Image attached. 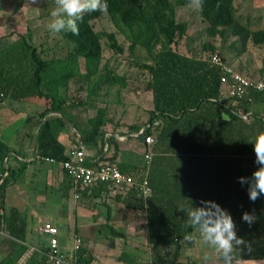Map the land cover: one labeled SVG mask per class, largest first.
<instances>
[{"label": "trees", "instance_id": "16d2710c", "mask_svg": "<svg viewBox=\"0 0 264 264\" xmlns=\"http://www.w3.org/2000/svg\"><path fill=\"white\" fill-rule=\"evenodd\" d=\"M233 2L200 0L198 10L201 21L206 24V35L221 39L237 38L240 42L238 53L245 49L248 42L255 46L264 45V27L251 29L249 23L241 21L242 16L237 14L238 9ZM106 3V13H85L83 20L77 22L79 35L60 32L68 47L66 56L62 58L50 57L47 50H39L29 28L0 48V102L6 99L45 100L47 107L38 114L36 121L39 126L37 156L56 162L68 161L70 157L56 138L53 120H43L50 113L58 114L56 121L61 126L71 124L76 129L64 113L76 104L68 103L61 91L66 90L72 80L83 79L88 83L89 96L92 97L104 89L125 87L129 77L119 75L108 65V61L102 63V37H105L109 51L115 54L124 51L115 33L94 30L92 22L106 14L128 43L129 52L140 49L147 57L146 62L134 65L142 70V74L149 76L143 90L151 95V108L147 111V119L143 123L146 128L141 138L145 143L146 136L154 137L153 156L150 161L146 160L145 154L150 153L146 150L142 167L119 170L136 184L146 180L151 194L143 198L138 187L130 186L118 189L113 195L115 201L140 213L147 221L150 260L144 264H181L182 242L195 237L196 232H204L203 225L193 223L190 216L191 211L204 206L202 200L214 201L229 214L235 223L237 238L243 240L241 244L234 240L233 251L229 254L231 264H245L247 261L260 264L255 262L264 261V194L258 196L255 202L251 201L250 183L242 185L239 178H250L259 167L254 162L255 154L249 141L264 132L261 117L264 113V93L250 94V101L249 97L223 98L220 93L222 69L211 62V56L216 55L227 64L219 51L210 43L202 47L206 58L178 51L179 41L186 35L188 25L177 21L176 8L192 4V0H106ZM13 9L18 10L16 4ZM263 76L264 73L258 78ZM242 115H248L247 119H243ZM113 122L106 107L98 108L96 115L88 119L84 131L76 129L82 145L90 148L98 142L105 143L106 127ZM155 122L158 126L153 127ZM108 139L106 137V142ZM12 152L7 142L0 138V171L5 175L0 182V229L11 238L23 241L26 221L19 217L16 208L8 207L5 202L7 188L16 183L25 168L23 165L14 169L4 167L5 159ZM217 154L224 159L217 165L216 173L224 175V178L227 176V179L221 189L215 188L210 194L204 190L200 196L190 195L181 202V190L177 188L180 184H170V181L162 184L159 175H155L156 164L162 166L158 169L161 173L171 170L185 172L187 165L196 164L208 166L204 175L209 177L214 172L211 159ZM205 157L210 160L208 165L204 163ZM97 164L89 165L94 167ZM107 188V185L99 184L94 188L77 190L81 193V200L88 201L91 195L99 197L100 192ZM245 213L253 218L251 224L242 219ZM83 254L84 251H78L77 261L89 263ZM215 257L225 264L226 257L222 251L218 250ZM16 258V255L10 254L0 264H12ZM187 264L202 263L194 260Z\"/></svg>", "mask_w": 264, "mask_h": 264}, {"label": "rangeland", "instance_id": "374dc122", "mask_svg": "<svg viewBox=\"0 0 264 264\" xmlns=\"http://www.w3.org/2000/svg\"><path fill=\"white\" fill-rule=\"evenodd\" d=\"M18 7L15 11L13 7ZM233 6L238 9L237 14L242 16L241 21L249 23L251 29H261L264 27V0H234ZM56 7L54 0H37V3H28V0H0V35L5 36V40L0 41V47L7 44L14 39L18 33H25L29 28L33 32V41L38 49H45L48 56L64 57L67 54L66 43L62 40L60 33H53L47 29V24L52 22L54 18L50 16L51 11ZM244 17V18H243ZM176 19L179 22H185L188 25L186 35L179 41L178 51L182 54L194 55L200 58H206V52L202 51L203 44L210 43L216 48V51L223 56L227 64L243 76H248L249 79H257L260 76L258 72L262 67L264 69V45L255 46L248 42L245 49L240 50V42L235 37H228L221 39L219 37H208L205 33L206 24L201 21L199 10L193 4L181 6L176 8ZM94 30L98 33H115L118 42L123 47L122 54H115L108 50L107 41L105 37L101 39L103 48V61H108V65L119 75L129 76L126 85L123 88L119 86L111 87L109 90L98 92L96 96H89L88 83L83 79H74L69 83L66 90H62V94L68 103H75L76 105L71 109H66L71 114L65 118L71 121L76 129L81 131L82 127L87 126L88 119L96 115L98 108L106 107L108 117H113V121L135 122L137 125L142 124L147 119L148 110L151 108V95L145 92L144 85L149 76L142 74V70L134 65L138 62H146L147 57L140 49H136L134 53L128 50V43L124 37L119 33L115 24L110 18L104 14L98 20L92 22ZM11 32V35L9 33ZM8 34V35H7ZM10 36V37H9ZM10 39V41H9ZM43 47H40L39 45ZM254 77V78H253ZM107 92V93H106ZM119 92V93H118ZM107 94V95H106ZM47 105L45 100L34 99L29 102H16L11 99H6L0 102V136L2 134L10 133V138L7 143L12 147L17 148L21 145L25 147L29 142L28 139L21 142V137L26 132L25 127L28 119H31V112H42ZM250 108H254L253 106ZM21 112V111H25ZM28 111V112H27ZM39 112V113H40ZM74 114V115H72ZM264 122V113L261 115ZM31 121L35 122L38 117H33ZM139 120V121H138ZM64 128L59 129V139L66 144L71 141L68 138L71 124H66ZM72 137V135H71ZM4 138V137H3ZM9 140V141H8ZM6 142V141H5ZM224 158L217 154L213 156L212 169L214 172L209 177H205V169L208 166L192 165L186 166L183 181L180 186L181 202L186 197L192 195H201L204 190L207 193L214 192L215 188L221 189L226 183L227 176L217 175V165L222 162ZM208 157L204 158V163L208 165ZM207 162V163H206ZM224 174V173H223ZM26 174H24L25 176ZM217 175V176H216ZM20 178V177H19ZM18 178L17 181L20 179ZM71 205V209L64 214L65 219H60L58 211H47V204L40 203L33 199V203H29L34 209V212L41 216L45 221L48 214L54 215V221L59 229V234L56 236L57 242L70 245L74 239L75 219L77 225L84 229H79L80 236L83 239V246L87 248L88 252L93 255L94 263L96 264H135L137 261L140 264L143 262V254L141 251L134 249L135 244L140 239H145V235L140 238L131 236H120L118 233L110 234L109 229L102 228L99 234L88 233V228L92 223L91 215L88 211L79 207L74 211L73 195L67 198ZM107 203L112 208V215H114L113 206L116 202L113 199L107 200ZM53 207V206H52ZM51 206H49V209ZM102 211V209H101ZM101 215L104 218L106 211H102ZM30 214V209L28 210ZM50 221V219H48ZM102 220V219H100ZM99 221V220H98ZM100 222V221H99ZM139 234V232L137 233ZM46 239L45 236L42 240ZM136 242L133 243V240ZM197 239V238H196ZM205 239V238H204ZM183 244V243H182ZM200 245V244H199ZM205 259L206 264L218 263L212 260L207 254L217 248L210 242H205ZM185 247V246H184ZM194 252L195 249L193 248ZM198 253V252H197ZM199 254V253H198ZM118 257H122L118 260ZM205 259H202V264H205ZM184 259L181 258L180 261Z\"/></svg>", "mask_w": 264, "mask_h": 264}, {"label": "crops", "instance_id": "0c3cea01", "mask_svg": "<svg viewBox=\"0 0 264 264\" xmlns=\"http://www.w3.org/2000/svg\"><path fill=\"white\" fill-rule=\"evenodd\" d=\"M9 35H11V32L9 33ZM5 38H6L5 36L3 37V35H0V41L5 40ZM12 40L13 39H11V41ZM8 43L9 42L7 39V44ZM258 72L260 73V75L264 73L262 67L259 69ZM220 93L223 98H226L221 91ZM34 99L37 98H29L26 100L16 101V102L19 103L29 102ZM38 100H42V99H38ZM44 109L45 108H43V110ZM31 111L32 110H30L31 119H28L27 121L30 123L26 124L25 127L26 132H24L21 137V142L22 139L23 140L28 139L29 142L27 143V145H25V147L21 145L17 148H14L7 143L14 152H12L7 157L6 161H4L5 168L10 167L11 169L12 168L14 169L20 165H23L25 167L24 170L19 175L20 178L18 177L20 180L16 181L15 184L7 188L5 202L8 207L16 208L19 213V217L26 221V237L23 241H19L11 238L10 236H8L7 233H5V235L0 239V262L8 255L14 254L17 256V258L12 264H41L44 261V253L48 250L50 237L44 234L43 232H41L40 229L45 224H50L51 226L57 229V235L59 234V229L57 227V224L55 222H52V220L54 221V215L48 214V216L44 221L42 220L41 216L35 213L34 209L31 206H29V203H33V199H35L40 203H45L47 204L48 212L58 211L59 213L58 217L60 219H65L64 214L68 211L67 208L71 209V205L67 201V198L70 197L71 194L73 195V200H74L73 207L75 213L80 207L88 211L91 215L92 223L88 228L89 234L91 233L99 234L101 232V229L105 227L109 229L110 234H114L117 231L116 233L120 234V236L127 235L131 237H135L138 235V237L140 236L141 238L142 236L145 235V239L143 238L140 239L139 242L135 244L136 246H134V249L137 251H141L143 254L144 260L141 264L148 262L150 260V251L147 244L148 232H147V221L145 217L132 209L126 208L120 202L115 201L113 199V195L117 192L118 189L116 188L114 189L112 186L107 185L108 190L101 191L99 197H93L91 195L88 201L87 199L81 200V193L77 190L80 187L74 186L71 179L61 168L59 164L60 162L53 164L48 161H45V159L38 158L36 136L39 126L36 123V120L35 122L33 121V123H31V121L34 119L33 117H38L40 111L38 112L35 111L31 112ZM21 112L26 113V110ZM64 113L69 117L71 116V114L66 110H64ZM58 116H59L58 114L50 113L46 115V117L43 120L47 118L53 120L52 122L54 123L55 126L54 131L56 138L64 147L65 153L70 158H72V153L76 149V141L77 138L79 137V133H78L79 131L70 127L72 129L70 130V134H69L70 136L68 138H70L71 141H69V144L63 143L59 139L58 132L60 128L63 129L64 127L61 126L58 123V121H56V117ZM143 123L144 122H142V124L137 125L135 122L115 121L106 127L107 132L104 136L105 143L98 142L96 145L90 148L84 146V149L88 153V155H90V158L93 159L94 161H97L98 163H109L124 170H129L138 166L142 167L143 166L142 160L145 151L149 150L152 155L153 153L152 148L155 144L154 143L152 144V146H147L145 145L141 136H139L140 130L143 128ZM85 128L86 127H82L81 131H84ZM2 135L4 138L2 136H0V138L3 141L7 142V139L10 138V133L6 132L5 134ZM106 137H109L107 142H106ZM161 167H162L161 165L159 166L156 164L154 166V169L156 171L155 175H159L162 184H164L167 181H170V184L176 183V184H180L181 186L185 172L178 171L177 173H175L171 170V172L168 173L165 172L161 173L158 171V169H160ZM24 174L26 175L24 176ZM4 176L5 175H3L0 171V182H2ZM97 186H99V184L91 188ZM180 186H177V188L180 189ZM110 199H113L116 202V204L113 206L114 215H112L111 213L112 211L111 206H109L107 203V200ZM87 204H89L88 207L86 206ZM49 206H51L50 209ZM29 209H30V214L28 213ZM101 209L102 211H106L104 218L101 216L103 214ZM48 219H50V221ZM74 222H75L74 239L72 241V244L70 245L62 244L59 243L58 241L60 253L63 254L65 258L69 260L77 261L78 251L82 250L84 251L83 258L89 260V263H81V264H90V263L96 264L93 262L94 261L93 255L90 254L87 248H84L83 246V239L80 236L79 229H84V228L82 226L77 225V219H75ZM138 232L139 234H137ZM204 235H205L204 232H196L195 237H193L192 239H187L184 242H182L183 246L179 258V262L181 264L191 263L194 260L199 262L202 259H205L204 244L206 242V239H204ZM43 236H45L46 239L42 240ZM77 239L80 240V245L76 249L75 242ZM136 241H137L136 239L135 241L133 240V243ZM232 244L234 245V241H232ZM193 248L195 249V252ZM217 251H218L217 249L216 250L214 249L209 254H207L206 252V256L210 255L212 260L216 259L218 261V259L215 257ZM181 258L184 259L183 260L184 262L180 261ZM121 259L122 257H118V260ZM206 261L207 259H205V264ZM252 263L253 262H249V264ZM255 263L264 264V261L255 262ZM135 264H140V262L137 261ZM212 264H223V263L218 261V263L212 262Z\"/></svg>", "mask_w": 264, "mask_h": 264}, {"label": "built area", "instance_id": "2783aa9c", "mask_svg": "<svg viewBox=\"0 0 264 264\" xmlns=\"http://www.w3.org/2000/svg\"><path fill=\"white\" fill-rule=\"evenodd\" d=\"M211 62L215 65H219L222 69V75L220 76V91L226 98H238L242 99L249 97L252 93H264V76L257 79H249L238 72H236L231 66L222 63L220 57L211 56ZM251 100L250 97L248 98ZM248 115H242L243 119H247ZM153 127L158 126L155 122ZM148 127V126H147ZM146 127L140 130L139 136H142ZM145 143L151 145L154 143L153 136L149 135L145 137ZM151 153L145 154V159L150 161ZM6 161V159H5ZM50 163H57L53 159H45ZM91 163H98L90 158V155L85 151L80 138H77L76 149L72 153V158L68 161L60 162V166L67 176L71 179L75 187L91 188L98 184H105L112 186L114 189H121L123 187H138L143 198H147L151 194V188L146 180L140 184H136L130 176L122 173L119 168L109 163H98L96 166H90ZM1 214V212H0ZM41 232L50 237L48 250L44 253V261L41 264H81L76 260H69L65 258L59 251V245L56 240L57 229L50 224H45L41 229ZM5 231L0 229V239L5 235ZM75 248L80 245V240L75 242ZM92 264V263H90Z\"/></svg>", "mask_w": 264, "mask_h": 264}, {"label": "clouds", "instance_id": "9594fccd", "mask_svg": "<svg viewBox=\"0 0 264 264\" xmlns=\"http://www.w3.org/2000/svg\"><path fill=\"white\" fill-rule=\"evenodd\" d=\"M28 3H37V0H28ZM56 7L51 11L50 16L54 18L47 24V29L53 33L68 31L72 35H79L78 21L83 20V15L89 12L106 13L108 5L106 0H54ZM197 9L200 8V0H192ZM249 144L255 154V163L259 165L250 178L241 177L239 182L250 183L249 199L255 202L261 194H264V132L253 137ZM204 205L195 211L190 212L193 223L202 224L204 238L210 241L226 257L225 264H231L229 254L233 251L232 241L237 244L243 243L242 238L238 239L235 231V223L232 217L222 210L214 201H201ZM183 210V209H181ZM244 221L251 224L252 217L245 213L242 216ZM209 225H211L209 227ZM249 264V262H245Z\"/></svg>", "mask_w": 264, "mask_h": 264}, {"label": "water", "instance_id": "95a60500", "mask_svg": "<svg viewBox=\"0 0 264 264\" xmlns=\"http://www.w3.org/2000/svg\"><path fill=\"white\" fill-rule=\"evenodd\" d=\"M224 118L227 119L228 117L227 116L226 117L224 116Z\"/></svg>", "mask_w": 264, "mask_h": 264}]
</instances>
